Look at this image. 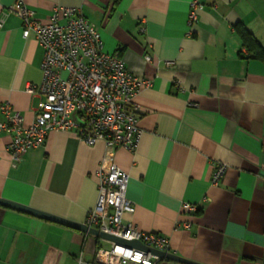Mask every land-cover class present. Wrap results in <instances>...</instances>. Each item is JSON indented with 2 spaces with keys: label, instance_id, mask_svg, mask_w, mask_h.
I'll list each match as a JSON object with an SVG mask.
<instances>
[{
  "label": "crops",
  "instance_id": "crops-1",
  "mask_svg": "<svg viewBox=\"0 0 264 264\" xmlns=\"http://www.w3.org/2000/svg\"><path fill=\"white\" fill-rule=\"evenodd\" d=\"M14 1L0 0V103L29 126L40 95L27 86L42 80L44 50L34 33L23 36ZM25 1L42 23L55 6L80 7L105 50L149 83L134 98L142 129L134 151L53 130L14 165V132L0 130V197L85 223L97 172L115 164L129 174L135 204L125 222L167 236L170 252L202 264H264V59L236 29L242 23L264 48V0H198L192 26L194 0ZM216 162L228 165L218 185ZM186 202L198 210L184 211ZM100 246L111 242L0 204V264H92Z\"/></svg>",
  "mask_w": 264,
  "mask_h": 264
},
{
  "label": "built area",
  "instance_id": "built-area-1",
  "mask_svg": "<svg viewBox=\"0 0 264 264\" xmlns=\"http://www.w3.org/2000/svg\"><path fill=\"white\" fill-rule=\"evenodd\" d=\"M203 7L198 0L191 2L189 26L198 20ZM10 11L21 18L23 36L34 33L44 50L42 80L27 86L28 91L40 95L33 123L24 126L22 116L10 102L0 103V112L5 116L0 130L14 132L7 146L13 164L29 150L41 146L53 130H74L88 145L103 140L108 147L136 150L142 129L138 125L140 108L134 98L149 81L132 74L119 53L105 50L99 29L80 7L55 6L47 23L35 19L34 10L25 0H15ZM60 18L65 22L61 23ZM3 22L4 18H0V28ZM146 59L151 60V56L146 55ZM227 169L226 163L216 162L212 184L218 185ZM97 176L98 198L85 223L170 252L167 236L124 221L125 214L135 211V204L127 195L129 174L113 164L109 173L100 170ZM183 210L195 212L198 205L186 202ZM165 259L137 247L111 242L110 247L97 249L92 264H159Z\"/></svg>",
  "mask_w": 264,
  "mask_h": 264
},
{
  "label": "water",
  "instance_id": "water-1",
  "mask_svg": "<svg viewBox=\"0 0 264 264\" xmlns=\"http://www.w3.org/2000/svg\"><path fill=\"white\" fill-rule=\"evenodd\" d=\"M0 204L7 206V207H11V208H15L24 212H28L30 214H34L46 219H49L51 221L78 229V230H82V231H86V232H90L96 235H99L101 238L106 239L110 242H116V243H122V244H126L132 247H137L140 249H143L147 252H151L152 254L158 255L159 257H163L166 259H171V260H175V261H179L185 264H202L200 262H196L194 260L179 256L177 254H174L172 252H165V251H161L158 249H155L153 247L147 246L144 243H142L139 240H129V239H125L122 237H119L117 235L114 234H110V233H106L98 228L95 227H91L88 226L85 223L82 222H77V221H73L70 220L68 218L56 215V214H52L49 212H46L44 210H40L38 208L32 207V206H28L26 204H22L13 200H9L3 197H0Z\"/></svg>",
  "mask_w": 264,
  "mask_h": 264
},
{
  "label": "trees",
  "instance_id": "trees-1",
  "mask_svg": "<svg viewBox=\"0 0 264 264\" xmlns=\"http://www.w3.org/2000/svg\"><path fill=\"white\" fill-rule=\"evenodd\" d=\"M236 29L244 40V45L247 47L249 52L257 55L264 59V48L256 37L242 24L237 23Z\"/></svg>",
  "mask_w": 264,
  "mask_h": 264
}]
</instances>
